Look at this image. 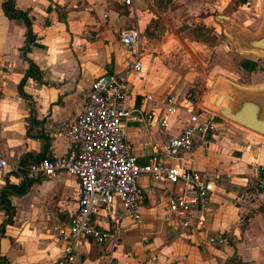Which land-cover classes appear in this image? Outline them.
<instances>
[{
	"label": "crops",
	"instance_id": "crops-1",
	"mask_svg": "<svg viewBox=\"0 0 264 264\" xmlns=\"http://www.w3.org/2000/svg\"><path fill=\"white\" fill-rule=\"evenodd\" d=\"M2 1L0 153L7 160L25 162L64 154L68 142L55 129L56 122L82 111L93 78L124 69L126 51L119 31L146 27L145 6L151 0H132L128 5L124 0H14L16 7L28 12L35 36L25 55L27 27L4 15ZM25 56L37 66L38 78L27 76L19 87L29 65ZM142 72L131 78L136 90L126 97V106L162 110L164 97L174 98L177 91L166 92L161 78L152 73L146 72L153 80L142 83L138 79L144 78ZM176 99L177 111L170 115L167 128L171 135L179 133L187 117L186 99ZM227 129L237 133L234 138L229 132H212L206 146L179 160L208 171L213 180L214 193L203 210L201 230L181 228L175 220L164 222L168 194L177 186L141 174L140 222H132L118 203L101 208L94 219L107 237L101 243H78V264H264V140L249 130ZM126 132L138 162H147L161 136L148 134L142 122L129 123ZM23 180L0 170V192L7 182ZM30 180L26 192L8 195L13 211L0 234V264H54L62 255L59 230L76 212L78 180L65 171ZM5 219L0 206V222ZM210 237L214 242L208 241Z\"/></svg>",
	"mask_w": 264,
	"mask_h": 264
},
{
	"label": "built area",
	"instance_id": "built-area-1",
	"mask_svg": "<svg viewBox=\"0 0 264 264\" xmlns=\"http://www.w3.org/2000/svg\"><path fill=\"white\" fill-rule=\"evenodd\" d=\"M131 2L124 0L126 5ZM119 42L126 51L124 69L93 78L82 111L55 124L68 142L66 153L30 162L21 158L7 160L0 153V170L21 179L50 178L65 171L78 180L76 212L64 222L65 230H59L62 255L54 264H78L75 248L78 243L87 240L101 243L106 239L107 233L94 219L105 206L118 203L132 222H140L141 174L177 186L168 194L162 220H175L181 228L195 232L204 225L203 210L214 193L208 171L179 162L183 154L208 144L213 134L214 111L186 100L187 117L179 133L171 135L167 131L169 117L177 111L172 96L164 97L162 110L126 106V97L136 90L131 78L143 70L145 51L140 49V34L135 27L121 29ZM145 96L153 100L152 95ZM131 122H142L148 134L155 132L161 136L147 162H138L132 151L126 132Z\"/></svg>",
	"mask_w": 264,
	"mask_h": 264
},
{
	"label": "rangeland",
	"instance_id": "rangeland-1",
	"mask_svg": "<svg viewBox=\"0 0 264 264\" xmlns=\"http://www.w3.org/2000/svg\"><path fill=\"white\" fill-rule=\"evenodd\" d=\"M145 7L148 25L139 30L140 49L146 52L144 78H138L142 83L152 81V75L161 78L166 92L177 91L172 93L174 98L191 100L210 111L206 96L218 74L242 85L264 84V56L243 51L245 46L240 44L238 49L215 19L217 14L228 15L227 30L233 36L238 31L257 34L264 21V0H151ZM243 60H253L256 65L246 69L241 66ZM214 121L218 122L214 127L218 129L212 131L216 135L225 131L234 138L237 133L230 132V126L254 134L217 113Z\"/></svg>",
	"mask_w": 264,
	"mask_h": 264
},
{
	"label": "water",
	"instance_id": "water-1",
	"mask_svg": "<svg viewBox=\"0 0 264 264\" xmlns=\"http://www.w3.org/2000/svg\"><path fill=\"white\" fill-rule=\"evenodd\" d=\"M215 19L221 23L223 33L233 40L238 49L243 45V51L264 56V21L257 34L238 31L235 37L227 30L226 21L230 20L228 15L217 14ZM217 92L219 94L215 96ZM206 100L215 113L264 136V84L242 85L218 74L212 81Z\"/></svg>",
	"mask_w": 264,
	"mask_h": 264
},
{
	"label": "trees",
	"instance_id": "trees-1",
	"mask_svg": "<svg viewBox=\"0 0 264 264\" xmlns=\"http://www.w3.org/2000/svg\"><path fill=\"white\" fill-rule=\"evenodd\" d=\"M1 7H2V10H3V13L5 16H7L8 18H11V19L23 21L27 27L25 44L22 47L23 53L25 55V53L29 49V44L35 43V40H34L35 36L31 30V18L28 15V12L26 10H22V9L15 6L14 0H3L1 2ZM25 58L27 59L29 65H28V69L26 70L24 76L22 77V79L19 83V87L22 86V84L24 83L27 76H32L34 78H38L37 66L35 65V63L32 60H30L26 56H25ZM255 65H256L255 61H253V60H243L241 62V66L246 68V69H249V70L253 69L255 67ZM36 159L39 160L40 158H36ZM21 160H27V159L21 158ZM32 161H34V160H32ZM30 184H31L30 179H25L19 184H13V183L7 182L4 186V188L1 190V192H0V206L3 208V210L7 214V219L2 220L0 222V234H2L4 232V226L6 223H8V221L12 215V211H13V206L10 203L8 195L10 193L22 194V193L27 191ZM263 205H264V202H263Z\"/></svg>",
	"mask_w": 264,
	"mask_h": 264
},
{
	"label": "bare ground",
	"instance_id": "bare-ground-1",
	"mask_svg": "<svg viewBox=\"0 0 264 264\" xmlns=\"http://www.w3.org/2000/svg\"><path fill=\"white\" fill-rule=\"evenodd\" d=\"M218 94H219V92H217L215 96H217Z\"/></svg>",
	"mask_w": 264,
	"mask_h": 264
}]
</instances>
